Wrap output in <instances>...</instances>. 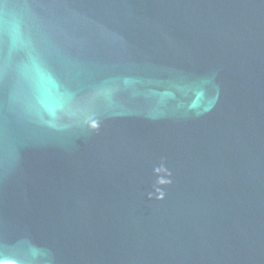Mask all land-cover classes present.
<instances>
[{
    "label": "water",
    "instance_id": "1",
    "mask_svg": "<svg viewBox=\"0 0 264 264\" xmlns=\"http://www.w3.org/2000/svg\"><path fill=\"white\" fill-rule=\"evenodd\" d=\"M0 264H264V0H0Z\"/></svg>",
    "mask_w": 264,
    "mask_h": 264
}]
</instances>
